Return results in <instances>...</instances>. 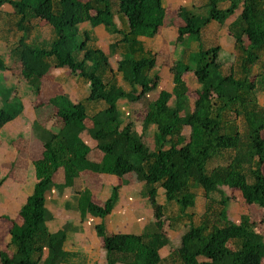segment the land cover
<instances>
[{
  "label": "trees",
  "instance_id": "16d2710c",
  "mask_svg": "<svg viewBox=\"0 0 264 264\" xmlns=\"http://www.w3.org/2000/svg\"><path fill=\"white\" fill-rule=\"evenodd\" d=\"M5 6L11 9L6 15L16 19L6 26L19 33L10 54L33 94L42 90L52 68L85 81L89 94L85 101L67 94L48 100L59 129L41 137L42 152L31 161L33 191L17 218L9 220L6 248L11 251L0 253V264L89 261L87 254L67 249L65 231L51 233L48 228V192L59 172L68 188L86 173L132 174L127 184L142 180L151 201L163 190L166 202L178 206L179 215L168 219L172 224L194 218L188 211L196 205V191L202 190L207 203L201 222L190 225L169 257L180 264H264V107L257 96L264 94V0H206L199 9L178 10L177 47L193 41L198 51L187 63L180 59L170 68L172 92L162 90L146 107L125 115L123 109L156 91L161 81L162 74L153 73L157 56L145 52L139 38L152 39L164 26L168 13L162 0H0V10ZM116 16L125 18V32L116 27ZM34 21L48 25L51 41L28 43ZM212 22L226 25L234 42L237 63L228 74L220 46L207 47L202 38ZM86 23L122 36L116 43L126 46V54L116 73L102 50L90 48V34L81 31ZM5 70L0 58V72ZM192 89L197 96L193 102ZM99 104L100 110L89 108ZM22 112L21 103L0 108V127ZM7 178L0 176V191ZM122 188L121 183L113 185L102 204L86 189L78 203L82 222L99 220L95 232L103 240L104 264H163V251L171 245L163 230L115 234L107 227ZM237 201L262 217L242 214L235 220L230 207Z\"/></svg>",
  "mask_w": 264,
  "mask_h": 264
},
{
  "label": "rangeland",
  "instance_id": "374dc122",
  "mask_svg": "<svg viewBox=\"0 0 264 264\" xmlns=\"http://www.w3.org/2000/svg\"><path fill=\"white\" fill-rule=\"evenodd\" d=\"M8 9L11 10L8 6H5L3 7V12L0 10V58H2L7 65V70L0 72V108H6L8 104L14 105L15 103H21L23 112L21 116L14 121L0 127V176L3 178L4 176H8L7 181L0 191V253H8L11 251V249L6 248V244L10 240L6 233V227L9 224V220L17 218L18 213L16 211L20 203L25 201L32 193L34 176L32 175L33 169L31 160L40 156L43 138L58 132L59 129L58 126L60 122L57 118L53 117V110L48 104V100L59 94H67L68 91L73 92L71 80H65L64 74L60 75L61 77L55 81L53 80V76L47 79L44 78L42 81V90L39 91L38 94H33L32 88L26 84L25 81L20 80L18 67H16V62L10 54V49L17 42L19 33H17L12 26H6L7 24H14L16 22L14 17L11 18L6 15L7 13L5 10ZM6 21L8 22L5 23ZM176 21L177 23L179 22L178 19ZM213 24V29H209L205 37L210 45L219 46V37L223 39V28L217 25L218 23L216 24V22ZM34 26L35 30L28 41L30 45L38 44L40 40L42 41L44 39L45 41H51L52 33L47 24L34 21ZM9 28H11L10 31L7 30ZM2 35L5 37L6 41L4 38H1ZM236 63V53L232 52L224 66V73L228 74L230 68L233 65L235 66ZM163 79L166 87H170L172 84L171 80L162 75L160 84ZM120 82V84L123 85L122 81ZM84 83L85 81H80V87H82ZM74 93L67 95L71 98L74 96ZM154 96L155 93L146 96L139 103L131 104L129 108L122 110V114H127L130 109L140 110L146 107L155 98ZM257 96L260 105L264 107V94L258 93ZM196 97L192 89L190 94L191 101L193 102ZM76 100L85 101V98L82 99L78 97ZM38 105H40L39 108H37ZM89 108L92 112H95L103 108V105H89ZM136 126L139 130L141 129V123H137ZM86 140H89L88 136H86ZM20 145L21 149L18 152L17 148H20ZM131 175L123 178L114 177V185L118 182L123 185L122 198H125V201L128 202L121 208H118L119 205L108 217L107 227L115 234L152 233L157 229L163 230L170 236L171 240L170 247L163 251L165 259L163 264H180L169 257L170 248L174 249L179 247L182 235L189 231L191 224H200L207 203L204 192L202 190L196 191V205L194 209L188 211L189 214L194 215V218L190 221L183 219L172 224L168 219L173 221L179 215L178 206L175 203L166 202L163 190H159L156 196L157 201H151L142 180L139 179L140 181L133 185L127 184V179ZM63 180L62 173H58L48 192V227L50 231L53 232L59 229H64V231H66L71 243V245L69 244L70 248L68 246L67 248L71 251H76L75 249L77 247L82 250L86 247H89L88 250L93 248V253H95L94 256L92 258L89 257V261H86L87 263L80 262L79 264H104L105 252L103 240L101 241L100 238L97 239V237L94 236L95 221H97V219L90 217L84 222H80L72 217L67 218V215L70 214L74 216L80 214L78 211V203L81 199L82 187L84 190L87 189L91 191L92 198L95 196L94 191L100 192L99 196L100 199H102L104 196V188L102 189V187H109L110 179H105V181L98 176L92 178L85 176L83 178L82 187L76 188L75 186L72 188L66 187ZM93 200L97 201V198H93ZM9 205L11 210H7ZM57 209H59V211H57ZM230 210L235 220H238L242 214H250L257 219L262 217L261 212L248 208L244 203L239 201L233 202ZM54 213L60 216V219L57 218V216L54 217ZM261 228L264 233V225H261ZM80 230L88 235L87 238L77 235ZM83 237H85V239ZM83 254L87 253L84 251Z\"/></svg>",
  "mask_w": 264,
  "mask_h": 264
},
{
  "label": "crops",
  "instance_id": "0c3cea01",
  "mask_svg": "<svg viewBox=\"0 0 264 264\" xmlns=\"http://www.w3.org/2000/svg\"><path fill=\"white\" fill-rule=\"evenodd\" d=\"M162 3H163V6H164V8H166L167 13H168L164 26L160 29V31L156 35V37H154L152 39L139 38V41L144 46L145 52H151L157 56V65H156V68L154 69L153 73H156V72L162 73V76L167 77V79H170L171 83H172L171 86L167 88L166 85L164 84V79H163L162 83L160 84L158 91L156 90V91L148 94V95H151V94L155 93V96H154L155 98L151 102H153L154 100H156L158 98V95L162 90L172 92V90L174 88V83H173V75L170 73V68L173 66L174 62L182 59L185 63H187L189 61L190 55L198 51V43L193 42V41H186V42H184L183 47H181V48L177 47L178 32H177V28L174 25L176 20L178 19L176 16V12L178 10H180L181 8H183L186 11H192L195 9H199L206 3V0H162ZM1 10L3 12V8ZM5 12L10 13L11 10L8 9V10H5ZM114 22H115L116 27L119 30H121L122 32H125L127 30V23H126V20L124 17L116 16L114 19ZM213 23H215V22L210 23L209 26L202 33L203 41L207 47H214V46L209 44V42L207 41V39L205 37L208 30L213 29V25H214ZM217 25H219V24H217ZM219 26L223 28L222 29L223 39H221V37H219V44L218 45L220 46L222 52L225 54L224 55V57H225L224 62L226 64L231 53L235 52V47H234V42L228 33L227 26L226 25L225 26L219 25ZM81 31L82 32H88L90 34V37H91V41L89 44L90 48L102 50L109 57L112 68L114 70V73H116L117 66H118V60L120 58L124 57L126 54V52H125L126 46H120V45L117 46V43H116L117 41L120 40V38L122 36L121 35H116V36L110 35L105 30V28H103V27L93 28L89 23L82 25ZM220 40H221V42H220ZM215 46H217V45H215ZM112 49H113V52H112ZM113 61H114V63H113ZM161 71H163V72H161ZM63 74L65 75L64 76L65 80L66 79L71 80V88L73 89V92L68 91L67 94L75 92L74 96H72L71 99L76 100L78 97H80L82 99L83 98L86 99L88 97V94H89L88 84L85 82L84 84H82V87H80L79 83H80V81H83V80H81V79L78 80V79L72 78L70 75V72H68V71L52 68L51 71L49 72L48 76H46L45 79L53 76V80L55 81L56 79H59L61 77L60 75H63ZM117 78L119 80V83H121L120 82L121 78L119 76ZM148 95H146V96H148ZM100 109H102V108H100ZM100 109H98V110H100ZM85 140H86V137H85ZM86 142L89 145L93 146V142L90 138H89V140H86ZM32 169H33V167H32ZM59 173H62V172H59ZM32 175H33V173H32ZM62 175H63V173H62ZM85 176H89L90 178H92V177H96L98 175H93L90 173H86V174L81 175V177L76 180L75 188L80 187V186L82 187L83 178ZM98 177H101V179H104V180L110 179L109 180L110 181L109 187H105V186L102 187V189L104 188V196L102 197V199H100V196H99L100 192L94 191L95 196L93 198H97L96 202L102 204L105 200H107L109 198L110 193H111V188L114 185V179L115 178L113 176H108V175H103V176H98ZM63 179H64V176H63ZM34 182H35V178L33 181V186H34ZM63 182H64V180H63ZM81 189L83 192L84 188L82 187ZM32 191H33V189L31 190V192ZM122 193H123V189L121 191L122 202L120 201L121 204L119 203L120 206L118 205L119 206V207L117 206L118 208H121L123 205H125L128 202V201L127 202L125 201V198H122ZM123 197H124V195H123ZM125 197H126V195H125ZM25 201L20 203V206L18 207V209L16 211L17 213L19 212L21 206L23 205V203ZM7 210H11L10 205H9ZM57 211H59V209H57ZM53 215H54V217L57 216V218L60 219V216H58L57 214L54 213ZM69 217L75 218L81 222V215L80 214H76L74 216H71L69 214V215H67V218H69ZM65 218H64V220H65ZM90 222H91V220H90ZM98 223H99V220L97 219V221H95V224H98ZM107 224H108V218H107ZM59 231H64V229H59L57 231H54V232L50 231V232L51 233H57ZM142 233H139V234H142ZM77 235L85 236L86 238L88 236V235L84 234V232L81 230L78 231ZM94 236L97 237L96 232H95ZM85 237H83V238L85 239ZM97 239H99V238L97 237ZM100 240L102 241V239H100ZM69 244L71 245L70 240L68 239V243H67L68 247H69ZM88 248L89 247H86L84 250H82V249H79L77 247L75 249L76 251H74V252H82L83 251L82 253H84V251H85V253H87V255L90 258H92L95 253H93V248L90 250H88ZM68 250H70V249H68Z\"/></svg>",
  "mask_w": 264,
  "mask_h": 264
}]
</instances>
